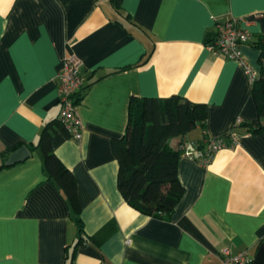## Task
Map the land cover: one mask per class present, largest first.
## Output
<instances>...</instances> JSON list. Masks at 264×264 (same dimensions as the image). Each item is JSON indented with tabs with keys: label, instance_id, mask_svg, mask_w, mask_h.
<instances>
[{
	"label": "crops",
	"instance_id": "crops-1",
	"mask_svg": "<svg viewBox=\"0 0 264 264\" xmlns=\"http://www.w3.org/2000/svg\"><path fill=\"white\" fill-rule=\"evenodd\" d=\"M115 2L121 13L111 0H0V167L7 151L29 150L58 124L65 58L81 60L87 87L77 106L81 140L66 130L51 140L76 180L87 245L76 247L70 205L47 179L41 152L29 150L24 162L0 169V264H222L226 253L253 261L264 242V133L240 125L257 119L244 69L206 42L231 18L248 22L250 43L264 36V0ZM241 51L258 74L259 52ZM172 96L208 112L205 129L172 139L173 148L185 143L198 158L192 145L204 133L238 140L205 167L180 159L184 193L165 220L121 198L113 140L125 132L132 97Z\"/></svg>",
	"mask_w": 264,
	"mask_h": 264
},
{
	"label": "trees",
	"instance_id": "trees-1",
	"mask_svg": "<svg viewBox=\"0 0 264 264\" xmlns=\"http://www.w3.org/2000/svg\"><path fill=\"white\" fill-rule=\"evenodd\" d=\"M111 1L113 7L121 13L115 0ZM213 40L206 42V45ZM248 45L259 52V71L257 78L250 84L257 119L240 125L251 136H259L264 133V36H259L257 41ZM86 88L82 87L76 103L81 101ZM207 114L205 104L191 103L176 96L164 99H130L125 132L121 138L113 140V151L118 164L116 187L129 207L147 217L161 216L165 220L170 218L184 193L178 179V163L184 156L183 150L179 146L173 148L171 140L185 136L197 127L205 129ZM56 123L46 125L37 144L29 150L38 149L41 152L47 179L59 187L70 205L77 223L76 247L87 245L80 219L76 180L52 150V136L58 130H66L60 121L55 126ZM20 147L3 154L4 161ZM196 149L199 157L194 160L199 162L204 155L202 142L196 143ZM5 167L7 166L2 165L0 169Z\"/></svg>",
	"mask_w": 264,
	"mask_h": 264
},
{
	"label": "built area",
	"instance_id": "built-area-1",
	"mask_svg": "<svg viewBox=\"0 0 264 264\" xmlns=\"http://www.w3.org/2000/svg\"><path fill=\"white\" fill-rule=\"evenodd\" d=\"M248 22L243 18H231L216 23V34L213 42L208 45V49L215 55H220L225 59L238 62L244 69L248 80L251 83L257 78V73L248 65L242 55V47L248 45L250 34L243 26ZM82 62L75 56L65 58L60 73L57 76L58 96H59V121L65 127L71 139L79 142L82 138V123L77 114L76 98L83 87L82 82ZM237 136L233 133L211 138L205 133L202 137L204 145V155L199 160L200 166H207L211 163L217 152L223 149H231L237 144ZM196 145L193 144L192 147ZM180 148L184 157L194 160L193 153L188 146L183 143ZM222 264H251L252 261L246 253L236 256L225 254Z\"/></svg>",
	"mask_w": 264,
	"mask_h": 264
},
{
	"label": "water",
	"instance_id": "water-1",
	"mask_svg": "<svg viewBox=\"0 0 264 264\" xmlns=\"http://www.w3.org/2000/svg\"><path fill=\"white\" fill-rule=\"evenodd\" d=\"M29 156V150L25 146H22L6 159L4 165L7 167L14 166L24 162ZM252 264H264V242L259 245Z\"/></svg>",
	"mask_w": 264,
	"mask_h": 264
}]
</instances>
